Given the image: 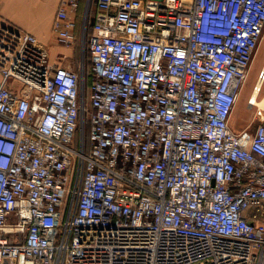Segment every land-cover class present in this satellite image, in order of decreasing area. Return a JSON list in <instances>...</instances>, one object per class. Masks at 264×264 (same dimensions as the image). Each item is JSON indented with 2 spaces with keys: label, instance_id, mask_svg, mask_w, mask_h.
Segmentation results:
<instances>
[{
  "label": "built area",
  "instance_id": "obj_1",
  "mask_svg": "<svg viewBox=\"0 0 264 264\" xmlns=\"http://www.w3.org/2000/svg\"><path fill=\"white\" fill-rule=\"evenodd\" d=\"M78 6L53 24L69 47ZM96 9L90 86L0 27V264H264V114L231 126L264 0Z\"/></svg>",
  "mask_w": 264,
  "mask_h": 264
},
{
  "label": "crops",
  "instance_id": "obj_2",
  "mask_svg": "<svg viewBox=\"0 0 264 264\" xmlns=\"http://www.w3.org/2000/svg\"><path fill=\"white\" fill-rule=\"evenodd\" d=\"M79 0L72 15L76 20L75 42L83 35L85 21L90 13L96 15V0ZM62 0H0V27L9 26L35 35L50 52L51 61L65 65L71 53L53 29ZM74 42V44H75ZM72 47V46H70Z\"/></svg>",
  "mask_w": 264,
  "mask_h": 264
},
{
  "label": "rangeland",
  "instance_id": "obj_3",
  "mask_svg": "<svg viewBox=\"0 0 264 264\" xmlns=\"http://www.w3.org/2000/svg\"><path fill=\"white\" fill-rule=\"evenodd\" d=\"M88 45V36L79 35L77 42H75L72 47L66 46V48H69L70 52H72L70 57L67 59L69 60L67 66H71L75 70L79 69L82 63H84L87 67L90 66L87 53ZM261 72H264V37L258 48L255 60L232 115L231 126L237 132H242L244 130L253 132L261 123L260 116L264 114V105H260L257 102H254V100V104L250 103V99L254 98V87L258 83L259 74ZM263 98L264 84L262 85L261 93L258 96V101H262Z\"/></svg>",
  "mask_w": 264,
  "mask_h": 264
},
{
  "label": "trees",
  "instance_id": "obj_4",
  "mask_svg": "<svg viewBox=\"0 0 264 264\" xmlns=\"http://www.w3.org/2000/svg\"><path fill=\"white\" fill-rule=\"evenodd\" d=\"M93 4H95V1L93 0ZM92 13H90V16H89V20H88V24H87V31H86V35L88 36L89 38V35L91 33V30H92V24H93V16H91ZM87 53H88V61L90 62V66H86V85L87 86H90L91 82H92V78H93V71H92V60H91V56H90V53H89V49H87Z\"/></svg>",
  "mask_w": 264,
  "mask_h": 264
},
{
  "label": "bare ground",
  "instance_id": "obj_5",
  "mask_svg": "<svg viewBox=\"0 0 264 264\" xmlns=\"http://www.w3.org/2000/svg\"><path fill=\"white\" fill-rule=\"evenodd\" d=\"M260 86V83L258 84V87ZM253 96H254V98H253V100H254V102H257L258 104H260V105H264V98H263V100L262 101H258V98H257V96H258V92H254L253 93ZM264 107V106H263Z\"/></svg>",
  "mask_w": 264,
  "mask_h": 264
}]
</instances>
